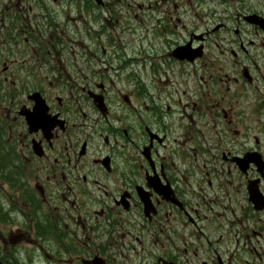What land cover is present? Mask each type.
Here are the masks:
<instances>
[{
    "label": "flooded vegetation",
    "instance_id": "flooded-vegetation-1",
    "mask_svg": "<svg viewBox=\"0 0 264 264\" xmlns=\"http://www.w3.org/2000/svg\"><path fill=\"white\" fill-rule=\"evenodd\" d=\"M0 98L47 264H264V0H0Z\"/></svg>",
    "mask_w": 264,
    "mask_h": 264
},
{
    "label": "rangeland",
    "instance_id": "rangeland-1",
    "mask_svg": "<svg viewBox=\"0 0 264 264\" xmlns=\"http://www.w3.org/2000/svg\"><path fill=\"white\" fill-rule=\"evenodd\" d=\"M51 1V0H50ZM181 1V0H178ZM58 4H61V0H57ZM33 6L32 14H38L41 10L37 5ZM178 5H180V2H178ZM132 14H137L135 17L129 18V23L131 26V29L133 27L134 33L129 35V38L136 39L139 34L140 30L136 31L135 26H140L138 23V19H135L136 17L140 16L141 14L139 12H136L135 10L132 12ZM111 24L110 22L104 23L101 26L109 27ZM159 41L154 38V44H157ZM157 46V45H156ZM158 47V46H157ZM147 51H150L151 47L144 48ZM10 84H7L6 88H9ZM4 91V90H2ZM4 109H0V116L4 118L5 114ZM7 127L6 125H4ZM10 188L4 187V190L2 189V192H0V203L4 207H6L7 202L10 204H14V200L11 198V192L7 193L6 190H9ZM22 216V214H21ZM23 217V216H22ZM18 220H22L21 217L17 216ZM24 227V223L19 224V222H15L14 225L10 226L7 223L0 222V258L5 261L7 264H45L47 263L45 259L41 256V252L38 249L37 243H31L27 242L26 233L22 229ZM12 229L13 231L22 230L24 231L22 235H12V237H9V231ZM42 243V242H41ZM47 245V243L45 244ZM55 262H58L57 259L53 260Z\"/></svg>",
    "mask_w": 264,
    "mask_h": 264
},
{
    "label": "water",
    "instance_id": "water-1",
    "mask_svg": "<svg viewBox=\"0 0 264 264\" xmlns=\"http://www.w3.org/2000/svg\"><path fill=\"white\" fill-rule=\"evenodd\" d=\"M37 113H39V110L35 111L33 114H29L28 116L26 113H24L25 120L27 121V123L30 124V126H31L32 122L34 121V117L37 116Z\"/></svg>",
    "mask_w": 264,
    "mask_h": 264
},
{
    "label": "trees",
    "instance_id": "trees-1",
    "mask_svg": "<svg viewBox=\"0 0 264 264\" xmlns=\"http://www.w3.org/2000/svg\"><path fill=\"white\" fill-rule=\"evenodd\" d=\"M2 161V160H1ZM3 162V161H2ZM3 169H4V167H2ZM3 170H1V172H2ZM2 175V177H3V179H5V176L3 175V174H1Z\"/></svg>",
    "mask_w": 264,
    "mask_h": 264
}]
</instances>
